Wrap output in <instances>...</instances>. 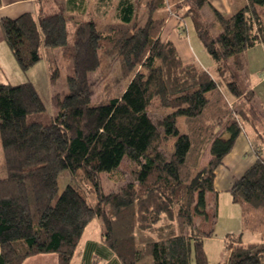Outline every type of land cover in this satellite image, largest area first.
Wrapping results in <instances>:
<instances>
[{
	"label": "trees",
	"instance_id": "trees-1",
	"mask_svg": "<svg viewBox=\"0 0 264 264\" xmlns=\"http://www.w3.org/2000/svg\"><path fill=\"white\" fill-rule=\"evenodd\" d=\"M138 3L96 0L98 15L114 9V22L101 26L62 12L0 19L4 42L23 72L53 48L68 70L67 93L51 96L55 114L46 122L31 83H0V264H22L39 254L71 264L95 218L102 243L120 264L146 258L151 264H207L204 239L213 235L200 230L194 216H206L215 171L246 129L264 145V114L244 83L245 52L264 45V0H246L230 15L209 5L210 21L202 12L207 0H149L142 26L132 21ZM181 8L180 19L213 61L215 77L184 63L173 43L161 38L166 21L152 12L178 16ZM54 62L51 84L58 76ZM110 63L127 85L117 96L105 90L94 100L90 76L106 73ZM157 110L163 114L153 119ZM170 140L167 152L162 144ZM254 152L253 164L228 189L244 214L264 210V154L257 145ZM124 158L131 180L104 192L101 175L116 173ZM65 171L79 174L95 193L94 204L71 185L58 192ZM225 247L228 257L217 264H264V243L236 240Z\"/></svg>",
	"mask_w": 264,
	"mask_h": 264
},
{
	"label": "rangeland",
	"instance_id": "rangeland-1",
	"mask_svg": "<svg viewBox=\"0 0 264 264\" xmlns=\"http://www.w3.org/2000/svg\"><path fill=\"white\" fill-rule=\"evenodd\" d=\"M138 1V8L136 9L132 21L136 22L138 26H142L147 19L148 8L143 5V2L146 0ZM209 7L208 3V5H205L202 10L204 19L207 21L212 19V13ZM90 9H93L92 6ZM113 14L114 9L112 8H110L105 15H98V13L93 10L89 16H86L85 18L81 17L79 21L94 20L101 26L106 23L114 22L115 19L113 18ZM177 14L179 17L174 14L169 16L166 9H157L152 12V17L164 18L166 20L163 28V35L168 36V39L173 45H176L178 56L184 63H195L201 67L208 68L209 72L214 74L212 69V67L214 68L213 61L198 42L190 23L187 20L183 21L180 19L183 16V8L179 9ZM167 19L168 21L170 20L169 24L167 23ZM172 21H175V26L169 31L167 27ZM182 41H186L189 44L190 50L188 49V52L190 54L183 48ZM3 45L9 53V59H11L12 64L10 65L6 56H1L4 74L0 76V82L12 86L27 82L31 83L39 95L45 109L40 120L43 122L48 121L49 117L55 114V109L52 107L50 101L51 96L59 95L62 97L67 93L65 77L68 70L66 67L67 64L61 59L60 49H48L43 53V57L40 61L28 71L23 72L19 68L5 42ZM244 60L246 65L244 70V83H248L254 91V96L251 101L252 105L264 114V57L260 48L257 46V48H251L246 51ZM52 61H55L54 65L58 69V76L56 77L54 84H51L49 80V74L53 66ZM110 66V70H107L108 68H104L103 66V68L106 69V73L96 72L90 76L93 83L94 100L103 99L105 96V90L110 91L112 96H117L127 85L126 80L124 81L119 78L114 63H110ZM14 68L18 69L19 74L14 73ZM221 89L223 91L225 90L223 86ZM230 102L234 107L240 106L235 100H230ZM243 103L245 104L246 102L243 101ZM161 114H163L162 111L157 110L151 115L154 119ZM178 124L181 130L182 128L184 129L182 122L179 121ZM263 125L264 124H262V127ZM246 132L251 138V134L253 135L252 131L246 129ZM251 140L254 141V144H256L264 154V145L261 143L260 139L256 138L255 141L254 138H251ZM172 141L173 140H170L162 144L163 149L167 152L171 150ZM3 174V157L0 150V177H2ZM130 180V166L125 158L120 163L116 173L111 175H101V183L104 192L117 190L120 186L126 184ZM67 185H71L78 190L90 204L96 202L95 193L91 192L82 182L79 174L72 175L68 173V171L60 173L58 177V192L61 193ZM210 209L212 210V213H209V218H198L196 222L201 230L204 232H211L213 235L212 238L204 239L203 248L206 254L207 264H214L216 262L223 263L226 260L228 251L226 250L225 242L229 243L239 240L243 243H264V210L250 211L249 213L244 214L243 206L239 203H233L229 194L221 196L218 203L217 201H214ZM163 221L165 220L163 219L162 222ZM100 225L101 221L99 219L95 218L92 220L86 227L84 237H96L101 228ZM47 255L55 257V254ZM45 263L51 264L50 259L45 261ZM138 264H151V260L150 258H146Z\"/></svg>",
	"mask_w": 264,
	"mask_h": 264
},
{
	"label": "crops",
	"instance_id": "crops-1",
	"mask_svg": "<svg viewBox=\"0 0 264 264\" xmlns=\"http://www.w3.org/2000/svg\"><path fill=\"white\" fill-rule=\"evenodd\" d=\"M148 1L149 0L144 1L143 5H145ZM207 1L211 7L224 15H230L236 10L244 7L246 4V0ZM95 2L96 0H0V19H16L23 14L35 15L39 13L52 14L55 12H62L66 16V18L80 22L79 20L81 17L85 18L86 16H89L93 10H95ZM91 6L93 8L92 10L90 9ZM167 23L169 24L170 20L168 21L167 19ZM174 24L175 21H172L167 29H169V31L173 29V27L175 26ZM161 38L168 39V36L163 35V30L161 33ZM3 44L4 39L0 27V76L4 74V67L1 56H6V59H8L10 65L12 64L11 59H9V53L7 52ZM182 46L184 49H186L187 53H189V44L186 41H182ZM254 48H257V46H255ZM258 48H260V51L262 52V55L264 57V45H258ZM202 68L209 71L208 68ZM13 71L15 74H19L18 69L14 68ZM251 136V138H254L255 140L254 133L253 135L251 134ZM251 138L248 136L245 130V133H242L236 140L232 151L223 159L222 165H220L215 171L213 192L207 193L205 196L207 203L206 216L204 217L195 215V223L197 222L198 218H209V213H212V210L210 208L214 201H217L218 203L221 196L229 194L228 189L231 187L233 181L236 178L240 177L255 161L254 148L256 144H254V141H252ZM101 233V228L98 232V235H96V237L94 238L84 237L83 233L80 243L72 257L71 264H120L116 257L102 243ZM54 256L55 257H51L47 254L34 255L26 258L22 264H46L45 261H48L49 259L51 264H57V257L56 255ZM217 263L220 262H216L214 264Z\"/></svg>",
	"mask_w": 264,
	"mask_h": 264
}]
</instances>
